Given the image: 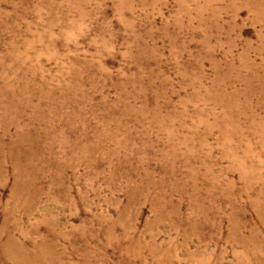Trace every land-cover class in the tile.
Wrapping results in <instances>:
<instances>
[{
	"label": "rangeland",
	"instance_id": "1",
	"mask_svg": "<svg viewBox=\"0 0 264 264\" xmlns=\"http://www.w3.org/2000/svg\"><path fill=\"white\" fill-rule=\"evenodd\" d=\"M253 1L0 0V264H264Z\"/></svg>",
	"mask_w": 264,
	"mask_h": 264
},
{
	"label": "bare ground",
	"instance_id": "2",
	"mask_svg": "<svg viewBox=\"0 0 264 264\" xmlns=\"http://www.w3.org/2000/svg\"><path fill=\"white\" fill-rule=\"evenodd\" d=\"M253 3L256 5H252L253 9H256L257 6L261 7V13L264 14V0H254Z\"/></svg>",
	"mask_w": 264,
	"mask_h": 264
}]
</instances>
